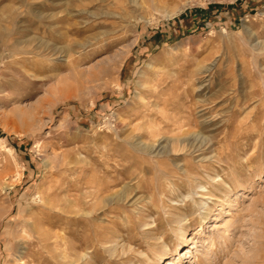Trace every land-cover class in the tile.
<instances>
[{"label":"rangeland","instance_id":"obj_1","mask_svg":"<svg viewBox=\"0 0 264 264\" xmlns=\"http://www.w3.org/2000/svg\"><path fill=\"white\" fill-rule=\"evenodd\" d=\"M0 30V264H264V0H0Z\"/></svg>","mask_w":264,"mask_h":264},{"label":"bare ground","instance_id":"obj_2","mask_svg":"<svg viewBox=\"0 0 264 264\" xmlns=\"http://www.w3.org/2000/svg\"><path fill=\"white\" fill-rule=\"evenodd\" d=\"M1 31V30H0ZM15 43V42H14ZM13 46H12V50L14 51L15 49H16V46H15V44H12ZM51 50H53V52L55 53L58 49L56 48V47H53L52 46V48H51ZM59 50H61V49H59ZM71 50H73V49H71ZM63 51V50H62ZM170 126V125H169ZM189 130H185V131H183V132H181V133H183L184 134V136H185V134L186 135H188L187 133H189L188 132ZM178 134V133H177ZM183 134H181L182 136H183ZM190 134V133H189ZM159 135V134H158ZM180 135V136H181ZM181 136V137H182ZM189 137L188 138H184L185 140H186V143H184L183 142V144L182 145H180V144H177V145H175V144H173V142L172 143H169V142H167V141H165V140H159V141H157L156 142V144H153V146H155L154 148H155V150H157V152L158 151H161L162 153H163V151L164 152H170V153H174V152H176V151H179L180 149H182V147L183 146H186V147H190L192 150L193 149H195V148H198L199 147V145L197 146V138H198V134H190V135H188ZM178 137V136H177ZM177 140V139H176ZM203 140V139H202ZM162 141H164V143H162ZM182 141V140H181ZM179 143H181V142H179ZM189 148V149H190ZM199 149H201V147L199 148ZM48 203V202H47ZM87 212V211H86ZM38 225V224H37ZM39 227V226H38ZM40 228V227H39ZM39 228H37L36 226H35V232H36V234H37V237L41 240V241H43L45 238H46V233H47V231H45V230H40ZM49 233V232H48ZM22 252V251H21ZM20 252V253H21ZM27 252V251H26ZM27 254V253H26ZM22 257V256H21Z\"/></svg>","mask_w":264,"mask_h":264}]
</instances>
